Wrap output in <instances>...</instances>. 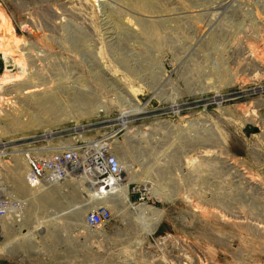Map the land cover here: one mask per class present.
I'll return each instance as SVG.
<instances>
[{
	"label": "rangeland",
	"instance_id": "obj_1",
	"mask_svg": "<svg viewBox=\"0 0 264 264\" xmlns=\"http://www.w3.org/2000/svg\"><path fill=\"white\" fill-rule=\"evenodd\" d=\"M1 10L24 42L3 55L0 24V75L21 79L0 90V144L113 134L129 184L108 200L73 178L34 191L12 150L0 193L28 205L20 230L4 233L0 264H264V0H14ZM103 206L109 223L89 227Z\"/></svg>",
	"mask_w": 264,
	"mask_h": 264
},
{
	"label": "built area",
	"instance_id": "obj_2",
	"mask_svg": "<svg viewBox=\"0 0 264 264\" xmlns=\"http://www.w3.org/2000/svg\"><path fill=\"white\" fill-rule=\"evenodd\" d=\"M7 1L14 0H0V5L3 7ZM113 137L115 135L110 134L100 139H82L56 147L49 143L37 146L30 141L17 146L18 151L8 143H1L0 161L10 156L12 150L20 152L27 165L25 184L35 191L64 184L72 178L83 186L103 190L107 182L117 178L122 170L109 145ZM27 205V198L0 193V237L8 228L20 230ZM110 217V209L103 206L98 212L89 214L86 223L91 228L101 229L109 223Z\"/></svg>",
	"mask_w": 264,
	"mask_h": 264
},
{
	"label": "bare ground",
	"instance_id": "obj_3",
	"mask_svg": "<svg viewBox=\"0 0 264 264\" xmlns=\"http://www.w3.org/2000/svg\"><path fill=\"white\" fill-rule=\"evenodd\" d=\"M2 7V5H0ZM1 7H0V24L1 26L4 28V35L2 37V39H4V50H3V55H7V52H10L11 49L13 50H16L19 48V46L24 42L23 39H21L20 37H17L15 34H14V31H13V28H12V25H10L8 23V20L6 19V17L4 16V14L2 13V10H1ZM3 8V7H2ZM156 32V31H155ZM156 35V34H155ZM18 65L21 67V70H24L25 69V63L20 60V62L18 63ZM23 76H25V71H22L21 73ZM23 79V78H22ZM21 80L20 79V75L18 76H14V77H10L9 74L7 73V71L5 70L4 73L2 75H0V90L3 89L4 86L7 87V85H11L12 83H15L17 81ZM41 84H31L30 86H28V88H36V87H39ZM9 87V86H8ZM12 87H15V86H12ZM5 88V87H4ZM23 88H27V87H23ZM6 89V88H5ZM5 91V90H4ZM15 94L16 91H14ZM2 102H0L1 104ZM2 106H0V109H1ZM2 111V110H1ZM18 111V110H17ZM16 111V112H17ZM22 112V111H21ZM2 113V112H1ZM0 113V114H1ZM19 113V112H17ZM16 113V114H17ZM3 114V113H2ZM2 116V115H1ZM4 116V115H3ZM20 116H21V113H20ZM15 117V116H14ZM19 117V116H18ZM17 118V117H16ZM20 118V117H19ZM126 118H127V113L123 112L122 115L119 117V121L120 123L124 124L125 121H126ZM2 119V118H1ZM18 119V118H17ZM1 121V120H0ZM4 124V123H3ZM78 127V126H77ZM2 128V127H1ZM5 128V127H3ZM77 129V128H76ZM78 130V129H77ZM47 137L46 138H50L51 137V132H47ZM12 142V141H11ZM16 157L14 158H21L22 161V164H25L26 166V171H27V165H26V162L23 158V156L20 154V152H17L15 153ZM12 159V158H11ZM3 162L4 161H0V175H4V177H8L7 174H5V170L2 168L3 167ZM2 171V172H1ZM2 173V174H1ZM4 173V174H3ZM15 174V173H14ZM26 174V173H25ZM13 177V176H12ZM17 177V179H14L13 182V186L15 185V188L18 189V190H23V186L20 184L19 180H18V172H17V175L15 176ZM20 179V178H19ZM129 180V179H128ZM127 184L128 181H127V178H126V174L121 170V173L120 175L115 178V179H111L107 182L105 188L103 190H100L101 188L99 187H94V188H91L90 186H87V190L89 193H93L92 196H97L98 197V200H108L111 196L113 195H119V194H124V196L126 197L127 195ZM2 186V185H1ZM2 190V189H0ZM7 190V189H6ZM3 191V190H2ZM35 191V190H34ZM50 221V220H49ZM24 222V220H23ZM45 222H48V220H39L37 221L33 226L31 227H27L23 230V235H22V238L23 239H26L27 237H29L31 231L40 226L41 224H44ZM4 234L1 235L0 237V243H4Z\"/></svg>",
	"mask_w": 264,
	"mask_h": 264
},
{
	"label": "crops",
	"instance_id": "obj_4",
	"mask_svg": "<svg viewBox=\"0 0 264 264\" xmlns=\"http://www.w3.org/2000/svg\"><path fill=\"white\" fill-rule=\"evenodd\" d=\"M7 263V262H6Z\"/></svg>",
	"mask_w": 264,
	"mask_h": 264
}]
</instances>
